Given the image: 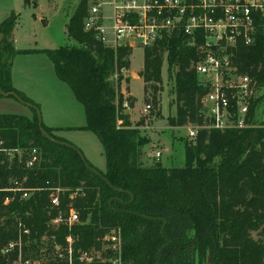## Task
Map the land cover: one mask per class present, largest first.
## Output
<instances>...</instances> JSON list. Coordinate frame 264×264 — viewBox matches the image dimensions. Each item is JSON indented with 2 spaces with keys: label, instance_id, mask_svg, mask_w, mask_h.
<instances>
[{
  "label": "trees",
  "instance_id": "trees-1",
  "mask_svg": "<svg viewBox=\"0 0 264 264\" xmlns=\"http://www.w3.org/2000/svg\"><path fill=\"white\" fill-rule=\"evenodd\" d=\"M88 4L89 0H80L67 25L75 44L39 51L48 55L57 77L85 108L86 125L75 129L93 132L103 147L105 171L89 164L121 191L89 170L76 150L48 140L40 130L36 110L33 118L0 113V138L5 147L24 152L22 161L0 154V264H13L14 256L5 255L3 248L17 237L22 225L31 230L25 256L43 260L42 264H68L54 250L55 244L64 250L69 235L74 239V264H84L79 261L80 251H101L108 256L103 248L113 229L121 230L123 264H155L166 243L161 234L163 221L127 212L167 220L165 233L171 244L163 251L161 264H206L208 257L213 264H264V116L258 113L262 107L264 110L263 32L254 44L240 45L234 59L238 71L252 77L262 89V94L252 97L250 110L254 121L258 118L262 125L224 131L200 128L195 139L184 142L182 164L156 162L149 166L141 160L144 139L125 111V102L130 107L133 103L130 98L125 100L118 87L123 81L120 72L131 66L133 50L105 47L84 30ZM16 16L12 13L0 23V88L17 92L24 101L38 106L12 84L13 60L21 52L13 41ZM165 53L176 104L170 125L203 126V98L208 89L193 66L198 59L195 49L182 40L146 49L140 75L145 94L151 93L158 105ZM117 73L116 85L111 77ZM43 128L54 138L69 142L56 134L60 128L44 123ZM32 149H38L41 160L27 168ZM13 178L35 189L28 199H21V192L6 190ZM50 187L62 189L59 207L51 205ZM130 193L134 195L131 202ZM7 197L12 201L5 204ZM70 208L79 213V223L71 229L64 223H52L58 214L65 218Z\"/></svg>",
  "mask_w": 264,
  "mask_h": 264
},
{
  "label": "built area",
  "instance_id": "built-area-1",
  "mask_svg": "<svg viewBox=\"0 0 264 264\" xmlns=\"http://www.w3.org/2000/svg\"><path fill=\"white\" fill-rule=\"evenodd\" d=\"M84 30L92 33L105 47L116 50L119 47L134 49L169 45L182 40L194 48L197 61L193 63L200 83L208 91L203 98L204 125L191 124L186 127L189 140L195 139L200 128L227 130L245 129L260 126L254 121L250 110L252 97L257 91V83L248 75L241 74L235 65L236 51L240 45L254 44L260 32L264 34V0H89ZM167 61V53L164 55ZM124 106L129 108L125 102ZM151 105L146 106V110ZM122 124V121H118ZM0 154L22 161V149L5 147L0 138ZM161 152H156L159 160ZM41 160L38 149H32L25 162L27 168H33ZM21 192V199H28L35 191L24 187L23 181L12 179V185L6 189ZM50 202L53 207L60 206V188L50 187ZM12 198L4 201L8 204ZM80 222V215L70 208L64 218L58 214L52 223L58 226L64 223L69 229ZM22 224H20L21 226ZM31 230L25 225L16 238L8 241L3 248L5 255H13V264H42L43 260L27 258L25 246ZM103 256L101 251H80L79 261L92 264L98 261L109 264H123L122 234L113 229L106 237ZM74 239L69 235L66 247L55 244V255L68 264H74Z\"/></svg>",
  "mask_w": 264,
  "mask_h": 264
},
{
  "label": "rangeland",
  "instance_id": "rangeland-1",
  "mask_svg": "<svg viewBox=\"0 0 264 264\" xmlns=\"http://www.w3.org/2000/svg\"><path fill=\"white\" fill-rule=\"evenodd\" d=\"M79 2L80 0H28V2L25 0H0V22L12 13L16 14L18 18L15 26L17 38L15 48L21 52L14 57L12 67L14 78L18 84L20 82L29 83L30 88L44 93L54 89L59 97L57 94L59 91L52 79L55 82L61 81L57 78L48 55L39 50L56 49L76 43L69 38L67 25ZM22 50L33 51L24 52ZM132 50L131 66L128 70L120 72L123 81L118 87L124 94L125 100L130 98L129 102L133 103L129 108L125 107V111L130 115L132 127L137 130L138 135L145 142L141 151V160L149 166L156 162H161L164 166L168 164L180 165L185 158L184 142L189 139L186 127L171 126L169 122L176 114V104L175 95L171 91L174 79L167 72V61L164 60L162 88L158 93V105L155 106L150 96L151 93L145 94V82L140 76L145 62V50L142 47ZM28 72L32 73L29 82H27L26 76ZM117 78L118 73L111 77L116 85ZM260 94H262V89H257L255 96ZM0 100V112L32 114L31 118H33V109L16 98L0 97ZM52 100L54 101V99ZM148 104L151 105V109L146 110ZM40 111L42 114L41 108ZM258 113L259 116H264L263 107ZM78 123L85 124V119ZM56 134L77 146L88 161L99 170L105 171L106 165L102 163V160L105 161L103 147L93 132L69 129V131L56 132ZM157 151L161 152L160 161L156 159ZM253 235L257 237L256 233Z\"/></svg>",
  "mask_w": 264,
  "mask_h": 264
},
{
  "label": "crops",
  "instance_id": "crops-1",
  "mask_svg": "<svg viewBox=\"0 0 264 264\" xmlns=\"http://www.w3.org/2000/svg\"><path fill=\"white\" fill-rule=\"evenodd\" d=\"M4 19H6V18H4ZM16 40H17V38L15 36V28H14V31H13L14 46H15ZM42 69H45V68H42ZM53 69H54V66H53ZM38 71H40V70H38ZM31 75H32L31 72H28L26 74L27 82H29L31 80ZM51 77H53V76H51ZM52 81L54 82L56 89L59 91V92H57L59 97H57L56 91L54 89L51 92L44 93L42 91L37 92L33 88H30L28 86L29 83H25V82L21 83L20 82L18 84L14 78V71L12 69L13 87L16 88L17 90L21 91L22 93H24L26 96H28L35 103L38 104L39 108L42 109V117H43V122L45 125H47L49 127H53V128H60L61 131H59V132L69 131V129H75L78 127L85 126L86 125V113H85V108H84L83 104L80 103L76 99V97H75L74 93L72 92V90L70 89V87L68 85H66L64 82H63L64 83L63 84V83H61L62 82L61 80H60L61 82H55L53 79H52ZM27 86L29 87V89ZM52 99H54V101ZM64 99H65V101H64ZM0 113H5V112H0ZM7 113H12V112H7ZM83 113H84V115H83ZM14 114H20V113H14ZM22 115H25V116L30 117V118L32 117V114H22ZM84 119H85V124L78 123ZM100 163H101V161H100ZM102 163L104 165H106V160L105 161L102 160Z\"/></svg>",
  "mask_w": 264,
  "mask_h": 264
},
{
  "label": "water",
  "instance_id": "water-1",
  "mask_svg": "<svg viewBox=\"0 0 264 264\" xmlns=\"http://www.w3.org/2000/svg\"><path fill=\"white\" fill-rule=\"evenodd\" d=\"M3 38V34H0V41L1 39ZM0 94L3 96V97H14L16 98L18 101L28 105L30 108L36 110L37 114H38V118H39V127H40V130L42 132V134L48 139L50 140L51 142L53 143H56V144H59V145H62V146H67V147H70V148H73L74 150H76L78 152V154L81 156L85 166L91 170L92 172H94L96 175H98L99 177L103 178L114 190H117V191H121L119 189H117L116 187H114L112 185V183L96 168L92 167L88 160L86 159L84 153L75 145L69 143V142H65V141H61V140H58L56 138H54L53 136H51L49 133H47L44 128H43V117H42V114H41V111H40V108L34 104H31V103H28L26 101L23 100V98L17 93V92H5L3 91L1 88H0ZM131 195V201H133L134 199V195L132 193H130ZM114 201V198L110 200L109 202V205L112 209V203ZM129 214H133V215H136V216H140V217H143L145 219H149V220H162L163 221V226H162V229H161V234L163 236V238L166 239V243L159 249L158 251V256H157V262L155 264H161V260H162V254H163V251L170 246L171 244V240L170 238L166 235L165 233V228H166V225H167V220L166 219H163V218H155V217H152V216H148V215H145V214H141V213H138V212H127ZM208 264H212L211 262V259L208 261Z\"/></svg>",
  "mask_w": 264,
  "mask_h": 264
},
{
  "label": "flooded vegetation",
  "instance_id": "flooded-vegetation-1",
  "mask_svg": "<svg viewBox=\"0 0 264 264\" xmlns=\"http://www.w3.org/2000/svg\"><path fill=\"white\" fill-rule=\"evenodd\" d=\"M210 259H211L210 257L207 258L206 264H208V261H209ZM211 262H212V264H213L212 259H211Z\"/></svg>",
  "mask_w": 264,
  "mask_h": 264
}]
</instances>
